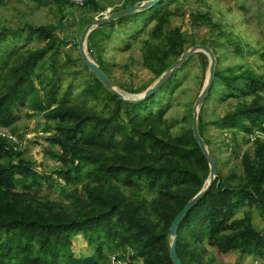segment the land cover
Listing matches in <instances>:
<instances>
[{
    "label": "trees",
    "instance_id": "16d2710c",
    "mask_svg": "<svg viewBox=\"0 0 264 264\" xmlns=\"http://www.w3.org/2000/svg\"><path fill=\"white\" fill-rule=\"evenodd\" d=\"M28 1L55 8L58 25L28 23L16 30L0 26V128L19 136L17 109L42 115L50 133L49 153L60 163L54 176L71 189L62 192L63 200L41 196L44 183L53 185L54 176L41 174L24 151L0 138V264H112L115 257L131 264H174L172 225L206 187L210 175L193 132V111L183 121L168 118L170 98L179 86L177 73L147 101L130 103L109 92L91 72L94 82L82 96L108 102L109 112L68 101L72 88L64 92L60 85L65 73L58 57L65 43L58 32L67 10L78 6L70 0ZM143 1L147 0L130 1L122 8ZM175 1L161 0L156 8L142 12L154 15L150 37L143 41L144 66L157 81L185 55L188 44L208 46L216 55L218 46L227 45L233 60L243 62L222 68L217 59L214 85L199 115V132L210 148V128L230 133L233 155L239 154L240 136L243 144L254 148L253 154L242 156L241 173L235 168L228 176H223L221 161L211 149L217 178L178 227V256L182 264H205L208 248H215L222 254L264 259V229L254 223L256 212L264 220V140L257 136L264 134V49L257 51L225 33L211 12L193 15L192 21L218 30V39L190 43L181 28L171 27ZM84 9L94 16L106 10L96 0H87ZM125 21L112 22L111 31ZM91 22L80 26L81 35ZM108 25L91 34L89 53L97 50L96 62L105 66L101 69L110 78L103 60L113 38L106 33ZM247 55L260 58L258 70L246 62ZM200 56L207 68V57ZM165 91H170L169 97H161ZM213 96L217 107L209 114ZM224 106L227 110L220 116ZM78 237L84 238L92 255L76 257L73 240Z\"/></svg>",
    "mask_w": 264,
    "mask_h": 264
},
{
    "label": "rangeland",
    "instance_id": "374dc122",
    "mask_svg": "<svg viewBox=\"0 0 264 264\" xmlns=\"http://www.w3.org/2000/svg\"><path fill=\"white\" fill-rule=\"evenodd\" d=\"M96 1H99L106 10L102 13L95 14V16L90 12H86L87 10L84 9L86 4L67 10V17L58 32L60 39H63V43H65V45L61 47L58 57V64L60 66L64 64V70H61V72L65 73L60 85L64 92L72 88V95L68 98V101L95 109L99 112H109L106 99L105 101L107 103H100L94 100H86L82 96V92L86 87L93 84L94 77L90 70L88 71L84 68L83 61L81 62L79 60L81 58L79 45L82 37L80 34V26L88 21L91 22L93 16L95 20H98L110 13H116L127 9H123L122 7L126 6L127 2L129 3L135 0ZM149 1L152 0L139 2L136 5H142ZM130 7L133 6H129L128 8ZM170 9L173 11L174 15L171 20V27L173 29L181 28L184 37L190 43L196 39H208L209 42L218 39L220 34L218 30L208 25L197 26L192 21L193 15L201 12H211L214 22L219 23L225 33L233 34L234 38L241 39L245 43L251 44L252 48L257 51L264 49V0H176L174 4L171 5ZM55 11L53 7L39 8L28 0H0V26L16 30L28 23L35 25H58V20L54 14ZM136 14H138V16L136 15L133 17V15H131L126 17L127 21L117 24L112 31L110 27L113 23L106 26L108 27L106 28V33L113 36L112 42L108 44L107 50L104 53L103 60L105 61L104 63L107 64L106 70L111 80L117 85L118 90L128 98H137L144 94L161 79L155 81V75L148 70L143 63V41L150 37L154 27V20L151 22L149 20L154 15L153 13L143 14L142 12ZM94 21L89 23V25ZM97 29L93 30L92 33ZM89 37L87 53L88 56L96 62L98 58L96 54L97 50L93 48V57L89 53ZM97 39L98 37H95L94 42H96ZM33 45L38 46V43L34 41ZM196 46L205 45L197 44L194 46L191 45L190 47L188 44L186 53ZM42 47H44V45L40 48ZM211 51L215 56L216 69L218 64L217 59L221 60L222 68H226L234 62H243L240 60H233L232 50L228 48L227 45L218 46L216 48L217 55L212 49ZM201 54L204 53L193 55L176 72L177 75L175 79H177L179 86L174 97L170 98L169 103L171 110L168 113L169 119L183 121L186 116L191 114V111H193L194 115L198 99L208 81L210 68L209 58L204 54L209 62L206 68V61L200 56ZM246 62H251L253 65L255 64L254 69L258 70L257 64L260 63V58L247 55ZM101 67L104 70L105 66L103 65ZM169 92L170 91H167V93L166 91L163 92L161 97H169ZM215 97L216 96H213L212 100V102L215 103L208 104L207 106L209 114H212L217 107V99H215ZM201 109L202 107L200 108V112ZM226 110L227 108L224 106L220 108L218 114L223 116ZM16 118L19 136L13 135L10 130L0 128V138L8 140L14 150L24 151L27 158L35 162L36 168L41 174L54 176L60 163L52 158L49 153L51 146L46 139L50 136V133L46 130L47 125L45 118L40 114L34 116V111L30 108L17 109ZM206 136L211 139L212 142V146L211 148L209 147V149L216 151L217 157L221 161L220 164L222 165L223 176H228L232 169L235 168L238 174H240L242 170L240 167L242 156L244 153L253 154L254 148L252 143L248 145L243 144L242 136H240L241 147L238 149L239 154L233 155L232 151L235 149V143L232 141L230 133L222 132L219 128L214 127L206 132ZM257 136L264 140V134L259 133ZM255 139L256 138H253L252 141ZM55 151L58 150L56 149ZM53 180L54 183L51 186L44 183L40 194L51 200H63L65 197L62 192L71 188L66 186L64 181L58 180L56 176L53 177ZM239 216H243V211H241ZM254 223L258 229H264V220L258 212L255 213ZM73 250L78 258L84 255H92V251L88 248V244L83 237H78L73 240ZM114 259H116V257ZM205 264H264V259H256L249 255L222 254L215 248H208Z\"/></svg>",
    "mask_w": 264,
    "mask_h": 264
},
{
    "label": "water",
    "instance_id": "95a60500",
    "mask_svg": "<svg viewBox=\"0 0 264 264\" xmlns=\"http://www.w3.org/2000/svg\"><path fill=\"white\" fill-rule=\"evenodd\" d=\"M161 0H152L146 2L142 5H134L133 7L121 10L116 13H110L107 16L95 20L92 24L87 26L85 31L82 34L80 45H79V52L81 56V60L83 63L89 68V70L96 76V78L101 82V84L115 96L119 97L120 99L130 102V103H141L147 101L150 97H152L155 93H157L173 75L195 54L197 53H204L210 60V68H209V75L208 81L198 99L196 108L194 110V117H193V132L195 135L196 140L198 141L205 157L208 160L210 166V175L206 182V187L193 199L189 202L187 207L180 213V215L175 219L171 232L173 237V243L171 247V260L174 264H182L178 253H177V230L180 224L184 221L187 217L189 212L203 199L208 192L211 190L212 186L214 185L216 178H217V164L214 158L212 151L209 149L208 145L204 138L200 135L199 132V114L200 108L202 107L205 99L210 94L212 87L215 81V73H216V60L213 52L210 48L206 46H196L188 51L185 55H183L179 60L172 65L166 73L161 77V79L150 89H148L144 94L138 96L137 98H128L122 92H120L117 88V85L104 73L101 67L94 62L87 53V43L88 37L92 33L93 30L103 27L109 23H112L117 20L124 19L136 13H141L144 11L149 10L152 7L157 6Z\"/></svg>",
    "mask_w": 264,
    "mask_h": 264
},
{
    "label": "built area",
    "instance_id": "2783aa9c",
    "mask_svg": "<svg viewBox=\"0 0 264 264\" xmlns=\"http://www.w3.org/2000/svg\"><path fill=\"white\" fill-rule=\"evenodd\" d=\"M72 4H75L76 6H84L87 3V0H70ZM112 264H130L128 262H121V261H116L113 259Z\"/></svg>",
    "mask_w": 264,
    "mask_h": 264
}]
</instances>
